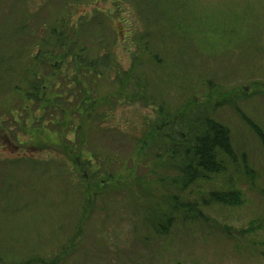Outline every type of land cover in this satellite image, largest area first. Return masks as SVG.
Here are the masks:
<instances>
[{"label":"rangeland","instance_id":"obj_1","mask_svg":"<svg viewBox=\"0 0 264 264\" xmlns=\"http://www.w3.org/2000/svg\"><path fill=\"white\" fill-rule=\"evenodd\" d=\"M148 4L0 0V55L20 54L15 66L24 73L28 47L13 38L18 25L29 20L35 27L40 22L38 30H44L59 17L71 20V26L89 17L93 25L79 34L88 58L107 52L100 44L104 38L118 66L127 70L136 50L133 42L146 25L149 52L159 62L146 64L145 73L158 102L166 100L176 108L193 93L231 131L234 157L226 159V172L179 194L181 203L194 206L202 191L232 189L243 193V204L199 203L198 215L189 210L172 212L175 219L168 233L156 234L146 220V215L154 214L148 204L160 201V208L168 212L166 203H171L173 191L160 188L154 200L152 194L143 193V186L136 183L138 173L145 171L138 169V145L127 137L140 136L142 120H153L156 107L126 103L117 84L101 79L93 96L100 98L94 102L101 119L88 126L84 122L81 128L84 112L77 97L57 101L60 90L48 68L44 106L59 104L57 109L71 112L54 114L57 125L48 129L41 123L49 118L43 105L36 112L19 109L21 95L11 92L0 72V264H264V149L241 115L264 130V0H167L152 5V10ZM172 18L186 25L187 35L175 34L179 32L169 22ZM48 59L55 66L61 64ZM62 69L67 71L68 85L76 88L82 76L78 72V79L72 76L81 71L80 63L70 57ZM220 91L225 101L217 98ZM210 94L226 103L208 102ZM106 98L117 103H112L113 111ZM65 146L72 149V158ZM96 156H102L103 167L98 163L78 172L73 166L74 157L88 161ZM16 160L24 161L6 163ZM58 167L65 169L58 173ZM87 171L90 177L84 184L81 178ZM106 176L115 177L106 194L83 193L82 185L95 181L91 177L100 181ZM87 199L92 208L85 206Z\"/></svg>","mask_w":264,"mask_h":264},{"label":"trees","instance_id":"obj_2","mask_svg":"<svg viewBox=\"0 0 264 264\" xmlns=\"http://www.w3.org/2000/svg\"><path fill=\"white\" fill-rule=\"evenodd\" d=\"M143 1L149 2L148 6H150V10H152L151 6L154 4L158 5L160 2H167V0ZM165 13L170 18L173 16L167 10H165ZM88 19L86 21L83 17L78 20L75 26H71L70 19L67 22L65 18L59 17L51 20L46 25V28L41 26L44 30L40 28L38 30V26L42 25L40 22H38L37 26L33 27L28 22L29 20H25L22 26L18 25V28H15V33L13 30L15 42L25 41L27 44V66L24 67L25 70L23 68L24 73L20 72L15 66V63L17 61L19 62L20 54L9 51L8 53L0 55V72H2V79L8 82L7 85L10 86L9 89L11 92L21 95L22 101L18 106L19 109L24 106L23 110L27 111L31 108L32 111L34 109L36 112V110H39V106L43 105L41 108L43 107L42 109L43 111L45 110V115H48L49 118H47V121L44 119L41 121V117L37 119L41 123H47L45 125L46 128L52 129L57 125L54 121L56 117L54 114L65 111L69 116L71 114L70 111L67 112L64 109H61L62 111L57 109L56 107L59 105L57 101L59 99L68 101L71 95L74 94L80 103V109L84 112V118L81 121L82 128L84 122L88 126V123L101 119L99 115L95 114V102L100 100V98L93 97L97 92V82L101 81V79L107 82L113 81L120 90L119 97L124 98L126 103H141L147 107H156L153 120L149 118L142 120L143 131L140 136L131 135L127 131L129 133L127 137L130 136L133 142L138 145L139 158L141 159L138 169L140 171L142 169L145 170L144 174L139 172L138 174L141 176L139 175L136 179V183L143 186V193L152 194L154 200L156 194L159 195L158 192H161L159 191L160 188L164 191L169 189L173 191L170 197L171 199L169 200L171 203H166L170 207L168 208V212H164L160 208V201H157V204H148L154 207V214L146 215V220L151 223L156 234L164 235L168 233L175 219L174 213L172 212L189 210L193 215H198L200 212L196 204L199 205V203H202L204 207L212 205L240 207L243 204V193L238 190L233 191L232 189H214L207 193L202 191L199 203L196 202L194 206H191V204L184 206V203H181L179 194H185L197 184H202L201 182L210 183L214 176H219L226 172V159L234 157L230 129L217 122L211 115L212 111L197 102V97L193 93L186 98L181 106L176 108L170 107L166 100H160L158 102L157 98L153 95L154 92H152L151 86L153 84L147 79V74L145 73V69L147 68L146 64L153 63L155 61L154 59H157V57L152 56V53L149 52V43L145 39V35H148L149 28L146 25L143 28L144 30L138 31L140 34L136 42H133L136 45V50L131 55L132 64L129 69L124 70L118 66L111 52L112 48L108 49L109 47L105 43L104 38L100 40V44L103 47V53L106 50L107 52L97 59H89L87 46L82 45V39L80 40L79 38V34H82L93 25L89 17ZM169 22L173 25L175 31L179 32L175 34L180 35L185 33L184 35H187L186 25L184 23H178V20L175 18H172ZM233 39L235 37L231 36V40ZM49 57L59 60L61 64L58 63L57 66L53 65L48 59ZM70 57L71 60L73 59L75 62L80 63L81 71L77 69L76 75L74 74L72 76L74 80L78 79L77 72L79 76H82L81 83H77L76 88H72L71 84L68 85L70 81L66 80L68 74L65 72L67 71L62 69L64 61L70 59ZM157 62H159L158 59L155 64H158ZM48 68L52 69L53 76L57 80H55L57 82V88L60 90V96L58 98L56 97V103L58 105L50 107L44 106L43 104L46 98V90L48 89L44 82L46 77H48L46 75H49L46 74L48 73L46 71ZM87 70L90 72H87ZM209 86L210 88L214 87L211 85V82H209ZM212 95L207 96L208 102H214L216 106H222L221 103H226L215 101L216 97ZM224 95V92L220 91L217 98L220 97L222 98L221 101H225L223 99ZM87 98L91 100V104ZM105 101V103L111 106L110 110L113 111L115 106L113 108L112 103L114 102L115 104L116 102L111 98H106ZM9 113H12V111L10 110ZM241 115L256 134L264 149V130L245 115ZM85 125L83 126L85 127ZM84 143V141L81 142V147H84ZM65 147L70 156L72 149L69 146ZM70 158L72 157L70 156ZM24 160L6 163L14 165ZM32 162L34 161L31 160L28 163L30 164ZM98 163L102 167L105 165L102 156H96L93 160L88 161L73 158V166L78 172L93 168ZM58 168H60V172L57 170L58 173L63 172L65 169L64 167ZM129 168H132V166L129 165ZM99 174H97L98 177L100 176ZM89 177L87 171L80 178L84 180L85 184L86 179ZM91 178L95 181H90L89 186L82 185V189L83 193L84 191L86 193L95 191L93 194L95 197L106 194L105 192L111 189V186H108L109 181L115 179L113 176L100 181H98L99 179ZM85 206L92 208L93 204L90 199L86 200Z\"/></svg>","mask_w":264,"mask_h":264}]
</instances>
